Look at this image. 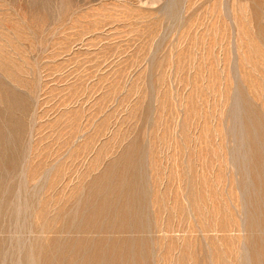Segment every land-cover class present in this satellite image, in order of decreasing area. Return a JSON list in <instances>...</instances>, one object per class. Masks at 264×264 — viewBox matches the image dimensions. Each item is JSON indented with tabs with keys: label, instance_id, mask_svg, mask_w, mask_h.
Masks as SVG:
<instances>
[{
	"label": "rangeland",
	"instance_id": "obj_1",
	"mask_svg": "<svg viewBox=\"0 0 264 264\" xmlns=\"http://www.w3.org/2000/svg\"><path fill=\"white\" fill-rule=\"evenodd\" d=\"M66 263L264 264V0H0V264Z\"/></svg>",
	"mask_w": 264,
	"mask_h": 264
},
{
	"label": "bare ground",
	"instance_id": "obj_2",
	"mask_svg": "<svg viewBox=\"0 0 264 264\" xmlns=\"http://www.w3.org/2000/svg\"><path fill=\"white\" fill-rule=\"evenodd\" d=\"M261 145H262V144H261ZM259 146H260V145H259ZM43 164H44V163H43ZM59 165H60V164H59ZM43 166H44V165H43ZM14 169H15V168H14ZM55 172H56V171H55ZM121 185H122V184H121ZM134 186H135V185H134ZM119 187H120V186H119ZM113 190H114V189H113ZM46 191H47V190H46ZM135 194H136V193H135ZM47 197H48V196H47ZM58 197H59V196H58ZM135 197H136V196H135ZM125 198H126V197H125ZM125 198H124V199H125ZM138 198H139V197H138ZM104 199H105V198H104ZM48 200H49V199H48ZM108 200H109V199H108ZM105 201H106V200H105ZM135 201H136V200H135ZM50 202H51V200H50ZM198 203H199V202H198ZM103 204H104V203H103ZM141 204H142V203H141ZM55 205H56V204H55ZM93 205H95V204H93ZM101 205H102V204H101ZM104 205H105V204H104ZM104 205H103V206H104ZM112 205H113V204H112ZM131 205H132V204H131ZM192 205H193V204H192ZM53 206H54V205H53ZM65 206H66V205H65ZM107 206H108V205H107ZM107 206H105V208H106ZM109 206H111V205H109ZM109 206H108V207H109ZM138 206H139V205H138ZM101 207H102V206H101ZM195 207H196V206H195ZM53 208H54V207H53ZM96 208H98V207H96ZM111 208H112V207H111ZM133 208H134V207H133ZM135 208H136V207H135ZM93 209H94V208H93ZM93 209H92V210H93ZM108 209H110V208H108ZM95 210H96V209H94V211H95ZM113 210H116V209H115V206H114V209H113ZM113 210H112V211H113ZM101 211H102V210H101ZM119 211H120V210H119ZM124 211H125V209H124ZM124 211H123V212H124ZM110 212H111V211H110ZM120 212H121V211H120ZM127 212H128V211H127ZM195 212H196V211H195ZM96 213H97V212H96ZM105 213H106V212H105ZM113 213H114V212H113ZM36 214H37V212H36ZM86 214H87V213H86ZM100 214H101V213H99V215H100ZM103 214H104V213H103ZM111 214H112V213H111ZM29 215H30V214H29ZM92 215H94V212L92 213ZM96 215H97V214H96ZM105 215H106V214H105ZM107 215H108V214H107ZM107 215H106V216H107ZM112 215H113V214H112ZM114 215H115V214H114ZM126 215H128V214H126ZM109 216H110V215H109ZM94 217L96 218V216H94ZM94 217H93V218H94ZM112 217H113V216H112ZM128 217H129V215H128ZM102 218H103V217H102ZM125 218H126V217H124L123 219L125 220ZM130 218H131V217H130ZM53 219H54V217H53ZM95 220H96V219H95ZM98 220H99V219H98ZM88 221H89V220H88ZM108 221H109V220H108ZM114 221H115V220H114ZM118 221H119V220H118ZM121 221H122V220H121ZM129 221H130V220H129ZM135 221H136V220H135ZM135 221H134V222H135ZM122 222H123V221H122ZM122 222H121V223H122ZM126 222H127V221H126ZM131 222H132V221H131ZM134 222H133V223H134ZM92 223H93V222H92ZM103 223H104V221H103ZM119 223H120V222H119ZM237 223H238V222H237ZM109 224H110V223H109ZM123 224H124V223H123ZM123 224H122V226H123ZM112 225H113V224H112ZM83 239H84V238H83ZM77 241H78V240H77ZM102 241H103V240H102ZM108 241H109V240H108ZM110 241H111V240H110ZM106 242H107V240H106ZM112 242H113V241H112ZM72 243L74 244V242H72ZM72 243H70V244H72ZM81 243H82V242H81ZM228 243H229V242H228ZM78 244H80V241H78ZM82 244L85 245L84 243H82ZM102 244H103V243H102ZM106 244H107V243H106ZM109 244L111 245V244H113V243H110V242H109ZM115 244H116V243H115ZM118 244H119V243H118ZM128 244H129V243H128ZM130 244H131V243H130ZM104 245H105V243H104ZM113 245H114V244H113ZM135 245H136V244H135ZM259 245H260V244H259ZM74 246H75V245H74ZM102 246H103V245H102ZM116 246H117V245H116ZM126 246H127V245H126ZM76 247H77V249H79V247H78L77 245H76ZM76 247H74V248H76ZM109 247H110V246H109ZM109 247L107 246L106 248H109ZM111 247H112V246H111ZM261 247H262V245H261ZM60 248H61V246H60ZM101 248H102V247H101ZM101 248H99V249H101ZM114 248H115V247H114ZM125 248L128 249V247H125ZM130 248H131V247H130ZM130 248H129V249H130ZM61 249H62V248H61ZM84 249H85V248H84ZM88 249H89V248L87 247V252H88ZM103 249H104V248H103ZM111 249H112V248H111ZM111 249H110V250H111ZM117 249H118V247L116 248V250H117ZM135 249H136V248H135ZM69 250H70V248H69ZM82 250H83V249H82ZM119 250H120V249H119ZM119 250H117V251H119ZM136 250H137V249H136ZM139 250H140V248H139ZM257 250H258V249H257ZM37 251H38V250H37ZM85 251H86V250H85ZM95 251H96V249H94V253H95ZM105 251H106V249H105ZM120 251H121V250H120ZM123 251H124V250H123ZM123 251H122V252H123ZM127 251H128V250H127ZM245 251H246V250H245ZM260 251H261V249L259 250V252H260ZM81 252H82V251H81ZM89 252H90V251H89ZM109 252H110V251H109ZM134 252H135V251H134ZM64 253H65V252H64ZM71 253H72V252H71ZM73 253H75V252H73ZM77 253H78V252H77ZM96 253H98V252H96ZM101 253H102V252H101ZM104 253H105V252H104ZM107 253H108V252H107ZM110 253H111V252H110ZM123 253H125V252H123ZM262 253H263V252H262ZM68 254H69V253H68ZM79 254H80V253H79ZM81 254H82V253H81ZM81 254H80V255H81ZM116 254H117V253H116ZM118 254L120 255L119 252H118ZM125 254H126V253H125ZM141 254H142V253H141ZM75 255H77V254H75ZM98 255H100V252H99ZM106 255H107V254H106ZM114 255H115V253H114ZM90 256H91V255H90ZM96 256H97V254H96ZM120 256H123V255H120ZM86 257H87V256H86ZM92 257H93V256H92ZM99 257H100V256H99ZM110 257H111V256H110ZM84 258H85V257H84ZM103 258H104V257H103ZM123 258H124V257H123ZM125 258H126V257H125ZM116 259H119V256H117ZM129 259H130V257H129ZM83 260H84V259H83ZM96 260H99V259H96ZM106 260H107V258H106ZM114 260H115V258H114ZM120 260H121V259H120ZM47 261H48V260H47ZM65 261H66V260H65ZM75 261H76V260H75ZM86 261H87V260H86ZM86 261L84 260V262H86ZM91 261H92V260H91ZM125 261H126V260H125ZM127 261H129V260H127ZM66 262H67V261H66ZM88 262H89V260H88ZM94 262H95V259H94ZM112 262H113V261H112ZM119 262H120V261H119ZM122 262H124V261H122ZM48 263H49V262H48ZM51 263H52V262H51ZM70 263H71V262H70ZM70 263H69V264H70ZM80 263H81V262H80ZM91 263H92V262H91ZM97 263H98V262H97ZM97 263H96V264H97ZM99 263H100V261H99ZM115 263H116V262H115ZM129 263H130V261H129ZM66 264H67V263H66ZM73 264H74V263H73ZM75 264H77V263H75ZM78 264H79V263H78ZM118 264H119V263H118ZM120 264H121V263H120ZM124 264H127V263H124ZM133 264H134V263H133ZM259 264H260V263H259Z\"/></svg>",
	"mask_w": 264,
	"mask_h": 264
}]
</instances>
